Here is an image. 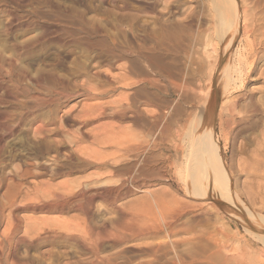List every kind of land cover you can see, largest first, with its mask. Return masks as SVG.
Listing matches in <instances>:
<instances>
[{
  "label": "rangeland",
  "instance_id": "rangeland-1",
  "mask_svg": "<svg viewBox=\"0 0 264 264\" xmlns=\"http://www.w3.org/2000/svg\"><path fill=\"white\" fill-rule=\"evenodd\" d=\"M216 1L0 0V264H215L191 258L212 254L215 244L224 261L228 259L224 264H264V244L260 239L264 226L256 222L259 216L264 217V76L260 74L264 72V55L258 53L254 59L253 55L245 56L249 48L245 38L238 36L242 41L237 38L232 42L230 55L234 71L231 75L236 80L228 92H223L219 73L224 60L219 39L227 21L218 13ZM80 16L94 26L91 27L97 26L98 37L103 34L111 44L124 49L131 41V46L140 48L139 52L156 53L167 65L168 74L150 72L165 106L140 101L134 104H139L137 109L149 119L162 110L161 121L151 131L148 126L136 125L135 106L128 108L135 89L148 84L124 83L127 55L107 64L95 51L86 53L65 36L73 30L86 33L88 28ZM176 27L186 31L184 47H174L172 42L157 37L160 30ZM194 34H200L198 42L192 39ZM25 45L30 47L24 49ZM180 46L183 52L177 48ZM29 53L34 55L30 58ZM20 63L32 74L20 79ZM40 69H53L70 82V87L87 96L60 102L50 119L47 114L52 106L38 105L35 99L47 93L37 85L35 74ZM95 73H102V78L106 74L114 90L96 96L100 81ZM256 76L260 78L255 80ZM186 81L193 89L191 96L184 92ZM213 87L219 93L213 128L230 175L233 204L220 197L222 185L214 187V191L209 189L207 195L193 189L184 170L186 159L198 156L195 140L202 135L199 117L206 107L202 95ZM248 101L257 108L256 123L250 130L237 132L227 111L243 116ZM92 104L104 106L101 111L90 112ZM120 110L126 112V117L120 116ZM64 111L68 122L60 119ZM124 147L134 149L125 150L122 156ZM148 158L157 174L149 171L138 175ZM104 160L115 168L135 164L129 174L112 172L113 165L105 166ZM56 165L57 174L43 168ZM248 211L257 216L249 217ZM13 259L17 261L13 263Z\"/></svg>",
  "mask_w": 264,
  "mask_h": 264
},
{
  "label": "bare ground",
  "instance_id": "bare-ground-1",
  "mask_svg": "<svg viewBox=\"0 0 264 264\" xmlns=\"http://www.w3.org/2000/svg\"><path fill=\"white\" fill-rule=\"evenodd\" d=\"M217 4H216V9L218 11L219 14H221L222 18L225 20L226 22V26L224 28V33L222 35V37L219 39L220 40V45H221V49H222V58L224 60V62H222V65H221V72L219 73V77H220V82L222 83V89H223V92H228L229 88L231 87V84L234 83V78L232 77L231 75V51L233 49V46L232 45V42L236 39L238 40V36L241 37L243 36L245 38V42H246V47L249 48V51L247 50L244 51V55L247 56H252L253 55V59L254 57L258 54V53H261V55H264V0H217L216 1ZM135 6V5H134ZM145 8H149L148 10L151 9L150 5H147L145 4ZM147 10V11H148ZM142 12V11H141ZM80 19L81 21H83V25L85 24V26H87V30H86V33L84 32H75L74 30L71 31V32H68V35H65V36H68L72 42H74L78 47H82L83 51H85L86 53H90L92 51H95L97 53V57L100 59L101 62H106L107 64L110 63L111 60L113 59H122L124 58L126 55V57L124 59H126V63H125V66H124V76H123V81L124 83H126L127 85L128 84H137L139 83V81H143L145 82L146 84H148V87L146 86H140V87H137L135 89V92L130 96V99H131V102L128 104V108L131 107L132 105H134L136 102L138 103V101H140L142 104L143 103H148V104H155L154 106H157V105H162L163 107L165 106L166 104V101L163 99L162 96L159 95V88L156 84V79L154 78V76H152V74L150 72H154V73H159V74H168V68H167V65L164 64L162 62V58L156 54V53H153V52H149L148 54L145 52H139V49H135L134 46H131V41H129L130 43L126 44L124 47H126V49L122 48L120 45L116 46L114 43L111 44L109 42V40H107V36L105 37L103 34H102V37H98L97 35L98 32L100 33L99 29L97 28V26L95 28H93L94 26L92 24H90L87 20H85L82 16H80ZM79 19V21H80ZM78 22V21H76ZM80 23V22H79ZM78 24V23H77ZM81 25V23H80ZM130 25V24H129ZM93 26V27H91ZM91 27V29L89 28ZM168 30V29H167ZM163 31L160 30L157 34V32H155L154 34H157L158 38L159 39H163L166 40L167 42H172L173 46L176 45V46H179L181 45L184 41V38H186V31L184 30L183 27H176L170 31ZM242 32V34H240ZM37 34V33H36ZM44 35V33H42ZM49 34V33H48ZM64 34V33H63ZM67 34V33H65ZM84 34V35H82ZM38 37V35H36ZM41 36V35H39ZM46 36V35H45ZM93 36H96V38H93ZM153 36V35H152ZM200 34H194V36L192 37V39L196 40L198 42L199 40V37ZM31 37V36H30ZM29 37V38H30ZM49 37V36H48ZM98 37V38H97ZM156 37V36H155ZM156 37V38H157ZM203 37V36H202ZM43 38V37H42ZM59 38V41H61V39L63 38L62 37H58ZM68 38V39H69ZM155 38V40H156ZM238 38V39H237ZM41 39V38H40ZM45 39V38H44ZM124 39V38H123ZM243 39V38H242ZM32 40H35V37L34 39ZM134 40V39H133ZM240 40V39H239ZM244 40V39H243ZM36 41H37V38H36ZM40 41V40H39ZM38 41V42H39ZM64 41V39H63ZM66 41V40H65ZM242 40H240L241 42ZM28 42V41H26ZM32 42V41H30ZM33 45L35 44V41H33ZM156 42V41H155ZM17 44L19 42H16ZM135 43V42H134ZM157 43V42H156ZM23 44V43H21ZM27 44V43H26ZM29 44V43H28ZM159 44V43H157ZM161 44V43H160ZM163 44V43H162ZM245 44V43H244ZM31 45V46H33ZM36 45H37V42H36ZM12 46V45H11ZM26 46V47H25ZM24 46V49H26L27 47H30L25 45ZM35 46V45H34ZM33 46V47H34ZM147 45H144V47H146ZM159 46V45H158ZM174 46V47H176ZM183 46V44H182ZM257 47V50L253 49L254 47ZM15 47V46H14ZM18 47V46H17ZM22 47V46H21ZM148 47V46H147ZM184 47V46H183ZM251 47V48H250ZM12 48V47H11ZM19 48V47H18ZM158 48V47H157ZM178 49H181V46L180 48L177 47ZM245 48V47H244ZM246 48V49H247ZM23 49V48H21ZM28 49V48H27ZM34 49V48H33ZM184 49V48H183ZM16 50V49H14ZM29 50H31L29 48ZM35 50V49H34ZM132 51V53L129 52ZM1 51V50H0ZM20 51V50H19ZM23 51V50H22ZM21 51V52H22ZM27 51V50H26ZM25 51V52H26ZM80 51V49H79ZM128 51V54H126ZM183 52V51H182ZM186 52V51H185ZM28 53V52H27ZM80 53V52H79ZM17 54V53H16ZM23 54V53H22ZM187 54V52H186ZM240 54V53H239ZM1 55V54H0ZM4 55V54H3ZM9 55V54H8ZM20 55V54H19ZM26 55V54H25ZM30 55V58H31V55H34L33 53H29ZM85 55V54H84ZM96 55V54H95ZM260 55V57H261ZM11 57V54L9 55ZM18 56V55H16ZM23 56V55H22ZM259 56V55H258ZM8 57V56H7ZM34 57V56H32ZM259 57V58H260ZM22 58V57H21ZM24 58V57H23ZM262 58V57H261ZM9 59V57H8ZM14 60V58H12ZM11 59V60H12ZM146 62V64L144 65L145 62H143L142 60ZM2 60V59H1ZM10 60V61H11ZM16 60V59H15ZM20 60V59H19ZM23 61V59H21ZM28 60V59H27ZM30 60V59H29ZM18 61V60H17ZM4 62H6L4 60ZM143 62V63H142ZM257 62V61H256ZM19 63V62H18ZM241 63V62H240ZM252 63V62H251ZM12 65V64H11ZM17 65H21L20 64H17ZM75 65V64H74ZM79 65V66H78ZM77 66L80 68L81 65L78 64ZM16 66V65H13V67ZM23 67V65H21ZM20 66V67H21ZM251 66V65H250ZM12 67V66H11ZM12 67V68H13ZM17 68V66L15 67ZM19 68V67H18ZM27 68V67H26ZM83 68V67H82ZM4 69V68H3ZM8 69V68H7ZM14 69V68H13ZM235 69V68H234ZM9 70V69H8ZM7 70V71H8ZM15 70V69H14ZM75 70H77V73L78 75L81 73L79 72L78 68H76ZM83 70V69H82ZM81 70V71H82ZM255 70V69H254ZM28 71V72H27ZM25 70V66L21 69L18 70V72L20 73L19 76H24L27 75L29 72V70ZM233 71V70H232ZM264 71V70H263ZM15 72V71H14ZM13 74H16L14 73ZM36 72V71H35ZM234 72V71H233ZM255 72V71H254ZM8 73H10L8 71ZM18 73V74H19ZM5 74V73H4ZM32 74V73H30ZM75 74V72H74ZM262 75V77L264 76V72H261L260 73ZM259 74V75H260ZM29 75V74H28ZM36 75V81H37V85L41 88H43L47 93L44 97H39L37 95V97H35V99L37 100L36 102H38L39 104L38 105H41L44 107V105H42L41 103L43 104H48V105H51L52 108H50V110L48 111L49 114H47V116L50 118L51 115H53L54 113H56V110L58 109V105L60 102H63V101H66L67 99H72V98H76L78 96H83V95H86L84 92H81L79 89H73V87H70V82L65 79L61 74L59 75L56 71H54L53 69L52 70H46V71H43V70H38V72L35 74ZM102 73H95L94 76H96L99 81H100V86L96 89V96L98 95H106L108 93H110L112 90H114V86L112 84V82L109 80L108 76H105L106 74H103V78H102ZM260 75V76H261ZM12 76V75H11ZM17 76V75H16ZM260 76H256L254 79L257 80L260 78ZM15 77V76H14ZM33 77V76H32ZM31 77V78H32ZM8 78H10L8 76ZM20 78V77H19ZM19 78H17L19 80ZM27 78V77H26ZM35 78V77H34ZM264 78V77H263ZM21 79V78H20ZM22 79H24L22 77ZM27 79H30V78H27ZM33 79V78H32ZM12 80V78H11ZM35 80V79H34ZM25 82V81H24ZM31 82V81H29ZM171 84L173 86L177 85L175 82H172L170 80ZM240 83H242V80L240 79L239 81ZM16 83V82H15ZM19 84H20V81H19ZM26 84V83H25ZM31 85V84H30ZM217 85V84H216ZM234 85V84H233ZM232 85V87H233ZM23 86H25L23 84ZM32 86V85H31ZM213 86V85H212ZM20 87V86H19ZM29 87V86H27ZM177 87V86H176ZM33 88V87H32ZM35 88V87H34ZM217 88V87H216ZM215 87H213L212 90H208L207 92V95H202L205 100L204 105H206L205 109H203L202 111V114L200 115L199 119V124L201 125L202 129H203V132H202V135L201 137H197V139L195 140V144L197 146V149H198V156H196V158L194 160H187V162H185V165H184V170L186 171L187 173V176L189 177V183L192 185V188L195 189L196 191H202V193L204 195H207L209 191V189H214V187H221V185L223 186L224 190L221 191L219 194L221 195L220 197H222V199H226V201L228 200L229 202H231V200L233 201L234 196L232 194V192H230L229 188H230V175H229V172L227 170V166L223 160V157L221 156V153L219 152V140L217 138V136L215 135V130H214V122H213V117H214V110H215V105H216V100H218L219 102V93H218V90L216 89ZM37 89V88H36ZM184 92L185 93H189V95L193 92V89L191 88L190 86V82H187L184 84ZM16 90V89H15ZM25 91V89L22 88L21 91ZM28 91V89H26ZM32 90H35V89H32ZM40 91V90H39ZM18 92V91H17ZM32 92V91H31ZM35 92V91H34ZM206 92V91H205ZM29 93V92H27ZM202 91L200 90L199 91V95H201ZM22 94V93H21ZM24 94V93H23ZM35 94V93H34ZM38 94V93H37ZM89 96L90 94L87 93ZM93 94V93H91ZM98 94V95H97ZM14 95V94H13ZM16 95V94H15ZM14 95V96H15ZM25 95H27L25 93ZM30 95V94H29ZM184 95V94H183ZM188 95V94H187ZM188 95V96H189ZM190 95V96H191ZM12 96V95H11ZM13 96V97H14ZM31 96V95H30ZM33 96V95H32ZM87 96V95H86ZM189 96V97H190ZM12 97V98H13ZM124 97V96H123ZM185 97V96H184ZM201 97V96H200ZM31 98V97H30ZM91 98V97H90ZM188 99V98H186ZM29 100V99H28ZM27 100V101H28ZM203 100V99H202ZM33 101V100H31ZM121 101V99H120ZM30 102V101H28ZM139 102V103H140ZM35 103V101H34ZM113 103V102H112ZM140 103V104H141ZM33 104V103H32ZM203 104V103H202ZM233 104V103H231ZM30 105V103H29ZM34 105V104H33ZM33 105H31L33 107ZM137 105L139 104H136L134 105L135 106V109H134V116H133V122H135V124L137 125H142L144 127L148 126V130L151 131L153 127L157 126V124H159V122L161 121L162 117H163V112L162 110L158 109L157 112L154 114V117H152L153 119H149L148 116H146L142 110H138L137 109ZM234 105V104H233ZM104 106V105H103ZM103 106L101 104H95V105H90L88 107V110L90 112H95V111H101V109L103 108ZM203 106V105H202ZM246 106V105H245ZM35 107H37L35 105ZM229 107V106H228ZM41 108V107H40ZM160 108V107H159ZM42 109V108H41ZM45 109V108H44ZM48 109V108H47ZM46 109V110H47ZM95 109V110H94ZM108 109V108H107ZM230 109V108H229ZM31 110H35L34 108L31 109ZM71 110V109H70ZM114 110V109H112ZM175 110V109H174ZM59 111V110H58ZM230 111V110H229ZM227 111V116L228 118L233 121V123L236 124L235 126V129L237 132L239 131H247V130H250L253 128L254 124L256 123V119H255V116H256V112H257V108L254 106V104L251 102V101H248L247 103V106H246V109H245V114L243 116H235L234 112H229ZM232 111H234V108L232 106ZM47 112V113H48ZM70 112V111H69ZM110 112V111H109ZM154 112V111H153ZM174 112V111H173ZM65 113V114H64ZM64 113L62 114V116L60 115V119L61 120H64V121H69V118L68 116L66 115L67 113L64 111ZM73 113V112H72ZM103 113L100 112L98 114H101ZM125 111L124 110H120V116L121 117H126L125 116ZM175 113V112H174ZM177 113V112H176ZM85 114V113H84ZM181 114V113H179ZM240 114V113H239ZM44 115V114H43ZM77 115V114H76ZM89 115V114H87ZM175 115V114H174ZM178 115V114H177ZM74 116V115H73ZM173 116V114H172ZM45 117V116H44ZM47 117V118H48ZM77 117V116H75ZM80 117V116H79ZM89 117V116H88ZM197 117V118H198ZM53 118V117H52ZM227 118V120H228ZM45 119V118H44ZM43 119V120H44ZM51 119V118H50ZM71 119V118H70ZM90 119V118H89ZM194 119V118H193ZM79 120V119H78ZM88 120V119H87ZM172 120V119H171ZM197 120V119H196ZM52 121V120H51ZM55 121V120H54ZM53 121V122H54ZM73 124H75L74 120H71ZM173 121V120H172ZM49 122V121H48ZM60 122V121H59ZM84 122V121H83ZM168 122H171L168 120ZM191 122H193L191 120ZM71 123V124H72ZM86 123V121H85ZM226 123V122H225ZM229 123V122H227ZM82 124V123H81ZM172 124V122H171ZM170 124V125H171ZM199 124L198 127H199ZM230 124V123H229ZM166 125V124H165ZM115 126V125H114ZM124 126V125H123ZM191 126V125H190ZM84 127V126H83ZM103 127V125H102ZM107 127V126H106ZM112 127V126H110ZM167 127V126H166ZM170 126H168L169 128ZM173 127V126H172ZM195 127V126H194ZM62 128V127H61ZM77 128V127H75ZM74 128V129H75ZM109 128V127H108ZM167 128V129H168ZM200 128V127H199ZM52 129V128H51ZM78 129V128H77ZM95 129V128H94ZM107 129V128H106ZM114 129V128H113ZM147 129V128H146ZM196 129V128H195ZM195 129L193 128V130L195 131ZM7 130H10L9 128ZM6 130V131H7ZM56 129H54L55 131ZM80 130V129H79ZM86 130V129H85ZM92 130V129H91ZM110 130V129H109ZM112 130V129H111ZM170 130V128H169ZM11 131V130H10ZM70 131V130H69ZM108 131V129H107ZM165 131V129H164ZM193 131V133H195ZM78 132V131H77ZM88 132V131H87ZM94 132V131H93ZM111 132V131H110ZM191 132V131H190ZM46 133V132H45ZM83 133H85L83 131ZM90 133V132H89ZM165 132H163V135H164ZM167 133V132H166ZM187 133V132H186ZM82 134V133H81ZM87 134V133H85ZM112 134V133H111ZM185 134V133H184ZM198 134V133H197ZM196 134V135H197ZM39 135V134H38ZM83 135V134H82ZM167 135V134H166ZM188 135V134H187ZM62 136V135H61ZM78 136V135H77ZM108 136V135H107ZM193 136V135H192ZM63 137V136H62ZM96 137V136H94ZM110 137V136H109ZM188 137V136H187ZM79 138V137H78ZM90 138V137H89ZM195 138V137H194ZM107 139V137H106ZM191 139V138H190ZM2 140V138H1ZM0 140V141H1ZM104 140V139H103ZM60 141V140H59ZM58 141V142H59ZM106 141V140H105ZM193 141V140H192ZM99 142H102V141H99ZM99 142L97 144H99ZM107 142V141H106ZM182 142V141H181ZM194 142V141H193ZM53 143V142H51ZM56 143V142H55ZM47 144V143H46ZM110 144V143H109ZM36 145V144H35ZM39 145V144H37ZM104 145V144H103ZM107 145V144H106ZM123 145V144H122ZM193 145V143H192ZM195 146V145H194ZM141 147V146H140ZM32 148V147H31ZM35 148V147H34ZM33 148V149H34ZM41 148V146H40ZM38 148V149H40ZM136 148V147H135ZM192 148V147H191ZM190 148V149H191ZM194 148V147H193ZM192 148V149H193ZM196 148V147H195ZM30 149V148H29ZM36 149V148H35ZM34 149V150H35ZM44 148H42L43 150ZM134 148L133 147H124L122 149V153L121 155H125V150L126 151H132ZM189 149V150H190ZM31 150V149H30ZM33 150V151H34ZM37 151V150H36ZM191 151V150H190ZM197 151V150H196ZM39 152V151H37ZM41 152V151H40ZM48 152V151H47ZM57 152V151H56ZM136 152H139L138 151V148L136 149ZM195 152V151H193ZM35 153V152H34ZM42 153V152H41ZM111 153V152H110ZM109 153V154H110ZM120 153V152H119ZM188 153V152H187ZM190 153V152H189ZM40 154V153H38ZM71 154V153H70ZM117 154V153H116ZM127 154V153H126ZM92 155V154H91ZM95 155V154H93ZM97 155V154H96ZM111 155V154H110ZM192 155V154H191ZM81 156V155H80ZM112 156V155H111ZM137 156V155H136ZM186 156V155H185ZM183 156V157H185ZM188 156V155H187ZM93 157V156H92ZM96 157V156H95ZM90 159V157H88ZM110 158V157H109ZM117 157H115L116 159ZM55 159V158H54ZM101 159V158H100ZM112 159V157L110 158ZM114 159V158H113ZM112 159V160H113ZM114 159V160H115ZM120 159V158H119ZM150 158L144 160V166H142V168L138 171V175L141 176V174L143 175L144 173H152L154 172V174L156 173L157 174V171L154 167L151 166V164H149L151 161L149 160ZM184 159V158H183ZM190 159V158H189ZM81 160V159H79ZM94 160V159H93ZM111 160V161H112ZM118 160V159H117ZM185 160V159H184ZM58 161V160H57ZM60 161V160H59ZM82 161V160H81ZM98 161V160H97ZM105 161V160H104ZM94 162V161H93ZM116 162V161H115ZM114 161L112 163H115ZM119 162V161H117ZM101 163V161H100ZM103 163V161H102ZM101 163V164H102ZM91 164V163H88V165ZM118 163H116L117 165ZM126 164V163H125ZM121 165L119 167H114L113 164H107V162L105 161V166H110V165H113L110 166L113 168V170L110 169V171L112 172H127L129 174V170L133 169V163L132 165ZM131 164V163H130ZM155 164V163H154ZM50 165V164H49ZM103 165V164H102ZM58 166L59 165H56V167H52V168H45V171L47 173H51V174H57L58 173ZM105 166L103 168H105ZM147 166V168L145 167ZM154 166V165H153ZM39 167H42V166H39ZM51 167V166H50ZM80 167V166H79ZM92 167V165H91ZM83 168V166H82ZM99 168V167H98ZM107 169L109 167H106ZM161 168V167H160ZM42 169V168H41ZM106 169V170H107ZM165 167H163V171H164ZM43 170V169H42ZM60 170V168H59ZM79 170V168H78ZM82 170V169H81ZM158 170V169H157ZM161 170V169H160ZM255 170V169H254ZM156 171V172H155ZM20 172V171H19ZM35 172V171H34ZM45 172V173H46ZM109 172V170L107 171ZM111 173V172H109ZM132 173V172H131ZM19 174V173H18ZM120 174V173H119ZM118 174V175H119ZM153 174V176H154ZM159 174V172H158ZM98 175V174H97ZM96 175V176H97ZM115 175V174H114ZM117 175V174H116ZM121 175V174H120ZM135 175V174H134ZM137 175V176H138ZM150 175V174H148ZM90 176V175H88ZM93 176V175H92ZM95 176V177H96ZM152 176V175H150ZM156 176V175H155ZM158 176H162V175H158ZM136 177V176H135ZM98 178V176L96 177V179ZM134 178V177H133ZM132 178V179H133ZM138 178V177H137ZM135 178V179H137ZM140 178V177H139ZM138 178V180H139ZM144 178V177H143ZM78 179V178H77ZM90 178H88L89 180ZM134 180V179H133ZM98 181V180H97ZM120 181V180H119ZM137 181V180H136ZM68 182V181H67ZM73 182V181H72ZM80 182V181H79ZM94 182V181H93ZM100 182V181H98ZM122 182V180L120 181ZM46 183V182H45ZM188 183V182H187ZM80 184V183H79ZM47 185V184H46ZM82 185V184H81ZM80 185V186H81ZM122 185V183L120 184ZM124 185V184H123ZM45 187V186H44ZM79 187V186H77ZM85 187V186H84ZM124 187V186H123ZM81 189V187H79ZM88 188V187H87ZM138 188V187H137ZM40 189V188H39ZM58 189V188H57ZM83 189V187H82ZM121 189V188H120ZM216 189V188H215ZM49 190V189H48ZM88 190V189H87ZM192 190V189H191ZM211 190V191H212ZM44 191V190H43ZM51 193H52V189H50ZM81 191V190H79ZM78 191V192H79ZM83 191V190H82ZM214 191V190H213ZM84 192V191H83ZM49 193V192H47ZM57 193V192H56ZM202 193H199L202 194ZM50 194V193H49ZM93 194V193H92ZM100 194V193H99ZM198 194V193H196ZM202 194V195H203ZM51 195V194H50ZM58 195H61V194H58ZM57 195V196H58ZM98 196V192L96 194ZM102 196V195H101ZM47 197H48V194H47ZM62 197V196H61ZM93 197V196H92ZM53 198V197H52ZM202 198V197H201ZM89 200V198H88ZM237 201V200H235ZM59 202V201H58ZM235 203V202H234ZM13 204V203H12ZM230 204V203H229ZM231 204H233V202H231ZM238 204V203H237ZM44 205V204H43ZM239 205V204H238ZM11 206V204H10ZM12 207V206H11ZM239 207V206H238ZM245 207V206H244ZM13 209V208H12ZM239 209V208H238ZM247 211V210H245ZM231 213V212H230ZM247 213V212H245ZM255 214V213H254ZM247 215V214H246ZM248 215L249 214V211H248ZM256 215V214H255ZM254 215V216H255ZM252 215H250L249 217H251ZM254 216H252L251 218H254ZM257 216V215H256ZM240 220V219H239ZM257 220V221H256ZM256 222L262 226H264V217H260L257 219L256 218ZM252 222V221H251ZM254 227V226H253ZM260 227V226H258ZM264 227H262L263 229ZM17 229V228H16ZM14 231L15 228L13 229ZM12 230V231H13ZM13 233V232H12ZM260 235V234H259ZM259 235H257V237H259ZM19 239V237H18ZM259 239V238H258ZM261 241L263 242L264 244V235L260 237ZM259 239V240H260ZM25 240V239H24ZM18 242V240H16ZM20 241V239H19ZM214 243V242H213ZM209 246V245H208ZM217 246V247H216ZM213 247V246H212ZM209 248L210 250L213 248ZM2 248V247H1ZM216 248L215 250L211 251L213 252L212 254L210 255H201V256H198L197 255H194L193 257L191 258H194V259H204V260H207L209 262H213L215 264H224L226 263V260L228 259H225L224 261V255H220L221 254V249L218 245L215 244V247ZM223 248V247H222ZM204 249V248H203ZM208 249V250H209ZM4 252V251H3ZM209 252V251H208ZM210 252V253H211ZM193 255V254H192ZM191 255V256H192ZM228 258V257H227ZM183 259V258H182ZM184 260V259H183ZM13 263L14 262V259L12 260ZM18 262V261H17ZM15 263V264H18V263ZM21 262V261H20ZM23 262V261H22ZM22 264V263H20ZM24 264V262H23ZM27 264V263H25ZM172 264V263H171ZM174 264V262H173Z\"/></svg>",
  "mask_w": 264,
  "mask_h": 264
}]
</instances>
